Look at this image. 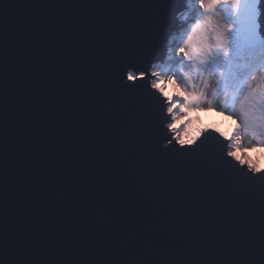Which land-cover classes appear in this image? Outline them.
<instances>
[{
    "label": "snow or ice",
    "instance_id": "obj_1",
    "mask_svg": "<svg viewBox=\"0 0 264 264\" xmlns=\"http://www.w3.org/2000/svg\"><path fill=\"white\" fill-rule=\"evenodd\" d=\"M176 4L0 0V264H264V165L235 149L264 144V96L240 102L264 73V0H216L220 41L198 0ZM193 72L231 95L232 139L182 143L185 102L156 83Z\"/></svg>",
    "mask_w": 264,
    "mask_h": 264
},
{
    "label": "clouds",
    "instance_id": "obj_2",
    "mask_svg": "<svg viewBox=\"0 0 264 264\" xmlns=\"http://www.w3.org/2000/svg\"><path fill=\"white\" fill-rule=\"evenodd\" d=\"M200 6L204 9L207 15L199 22L201 35H206V32L211 31L213 38L220 41L223 38L222 33H217V20L214 18L212 6L216 0H198ZM219 16V13H215ZM227 27H231L228 25ZM183 51V48L180 49ZM187 76V73L185 74ZM218 77H212L209 82V77L206 73L200 75L192 73L187 78L188 87L182 83H178L175 77H169L167 80L161 78L156 87L171 100L173 97L184 100V104L180 105L178 122L185 124V130L182 135V143H191L196 135L199 134L201 128H212L218 131L221 135L228 139H232L238 127L234 117L225 114L221 109L225 106L226 101L231 103V95L227 92L219 94L216 88ZM261 96H264V84L257 83L255 89L241 98V104L245 101L252 109H256L258 104H261ZM207 105V107H205ZM236 154L242 160H245L255 166L257 170H261L260 165H264V144L257 146L252 150V154L256 156L254 161L249 155V149L241 147L239 144L240 137L235 136Z\"/></svg>",
    "mask_w": 264,
    "mask_h": 264
},
{
    "label": "rangeland",
    "instance_id": "obj_3",
    "mask_svg": "<svg viewBox=\"0 0 264 264\" xmlns=\"http://www.w3.org/2000/svg\"><path fill=\"white\" fill-rule=\"evenodd\" d=\"M181 11H186L185 8H182ZM192 15H194V13L189 12L188 15L185 17L187 23H184L183 21H178V24L180 25L181 23H184V27H187L191 22H192ZM223 14L220 13L219 16H215V19H218L220 16H222ZM183 35H182V29L179 27L177 30H175L169 37L168 39L172 42V46L175 47L176 43L178 41H180L181 39H183ZM164 58L166 59V51H165V55ZM256 83H261L264 84V73H258L257 74V81ZM243 145L245 148H249V155L251 156V158L255 161L257 158L255 155L252 154V150L250 148V141L249 140H244L243 141Z\"/></svg>",
    "mask_w": 264,
    "mask_h": 264
},
{
    "label": "water",
    "instance_id": "obj_4",
    "mask_svg": "<svg viewBox=\"0 0 264 264\" xmlns=\"http://www.w3.org/2000/svg\"><path fill=\"white\" fill-rule=\"evenodd\" d=\"M176 6H177L178 8H180V10H182V7H181V0H177V4H176ZM170 27H174L175 30H177V29L179 28L178 21H176L174 25H170ZM165 51H166V48H164L163 46H161L160 50L158 51V55L164 57V55H165Z\"/></svg>",
    "mask_w": 264,
    "mask_h": 264
}]
</instances>
